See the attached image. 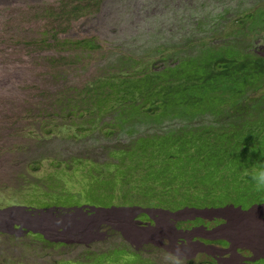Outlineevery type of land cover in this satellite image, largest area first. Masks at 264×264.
Instances as JSON below:
<instances>
[{
  "label": "clouds",
  "instance_id": "obj_1",
  "mask_svg": "<svg viewBox=\"0 0 264 264\" xmlns=\"http://www.w3.org/2000/svg\"><path fill=\"white\" fill-rule=\"evenodd\" d=\"M262 7L260 5L229 22L228 34L224 31L223 35L239 36L242 32L245 35L253 32L259 23H264V12L260 11ZM246 17H249V22L243 20ZM240 24L242 26L238 27ZM204 42L221 46L218 44V35L203 36L198 45H204ZM177 46V43L170 42L163 45L164 48H157L155 52L159 55L158 62L172 58ZM220 46L214 48L208 45L202 54L179 59L177 63H163L161 69H156L155 62L151 59L146 60L162 79L159 85L173 91L186 89L184 92L187 95L191 90H196L202 106L196 112L187 101L186 113H180V110L176 109L175 112L169 111L163 116L139 111L136 119L120 130L126 131L127 127L136 124L165 121L178 122L180 127L162 130L158 134L146 131L144 135L130 128L127 129L126 135L129 139L126 142L116 138L118 134L123 133L117 131V127L115 131L110 128L114 133L111 138L107 137L103 132L106 121L96 126L91 124L88 128L81 125L77 129L72 127L67 130L74 131V138H81L83 133L93 135L99 130L101 136L107 140H103V150H106L109 143L110 149L102 161L74 157L71 161L64 159L58 163L50 162L49 172L44 177L45 192L40 190L43 181L34 182L32 188L26 191L40 198L43 201L42 207L33 209L30 205L27 208L25 203H14L16 206L24 204L22 207L27 210V214L31 211L33 216L29 217V224L32 226L33 220H40L49 223L50 229L58 219L55 214L60 210L61 214H68L63 216L67 217L63 231L58 230L55 237L48 236L51 239L44 234L29 232L40 243L38 250H55L52 256L48 253L43 257L41 253L38 257L40 264H89L91 256L96 259V264H106L109 257L112 258L111 264H144V260L148 261L147 264H156L150 259L143 260L141 254L134 252L126 244L117 243L115 240L111 242L110 237L113 235L110 236L105 227V223L109 224L111 219L116 224H126L130 227L135 222L133 225L136 227L132 230H136L139 240L147 233L152 235L149 240H141L142 242L161 239L168 241V251L170 249L171 252L167 255L166 264H264V214L246 217L253 209H259L261 212L264 206V159H260L261 151L257 140L249 139L253 133H259V130L256 132L257 125L264 121V78H259L256 83L257 78L249 82L235 79L233 76L232 81L226 84L225 90L218 92V87L225 81L220 69L224 61L218 60V53L232 48L238 50L240 55L264 57L243 49L237 41L229 43L228 46ZM133 61L136 68L144 62L137 59ZM183 69H186V75L182 74ZM109 116L113 118L115 111ZM194 120H199L201 124H194ZM137 133L139 135H136ZM188 133L195 135L192 149L176 155L172 162L167 161L164 164L160 152L164 140L175 136L174 148L180 147L183 150L182 142ZM200 133L203 134V139L198 136ZM142 140L148 142V163L152 160L147 171L138 154ZM252 161H256L258 165L252 166ZM41 165L42 163L34 166L33 170L38 171ZM126 169L127 174L123 173ZM151 173L154 175L150 176ZM80 175L87 178H79ZM92 179L104 181L114 198L121 197L123 201L113 199L111 207L116 209L102 205H98L100 209H96L93 204L88 206L87 203H73L77 196L75 184H88ZM26 192L22 191L18 197H23ZM238 196L247 198L243 201L246 205L242 207L245 210L242 214L236 209ZM230 208L236 211L229 213ZM160 212L180 216L186 212L193 213V216L187 215V219L178 220L181 222L201 219L219 220V223L210 231L191 228L190 232H179V229L187 228L186 225L177 227L174 223L176 220L168 223ZM139 215L141 218L136 219ZM156 225L160 226L158 230L153 229ZM178 232L181 234L179 237ZM72 234L73 237L77 234L82 237V245L70 241ZM39 235L42 236L40 240L37 238ZM127 251L135 255L139 263L136 260L127 262L126 256L123 255V252ZM83 256L88 257L80 258Z\"/></svg>",
  "mask_w": 264,
  "mask_h": 264
},
{
  "label": "rangeland",
  "instance_id": "obj_2",
  "mask_svg": "<svg viewBox=\"0 0 264 264\" xmlns=\"http://www.w3.org/2000/svg\"><path fill=\"white\" fill-rule=\"evenodd\" d=\"M263 4L264 0H103L95 11V7L89 8L90 0H0V264H40L38 257L41 253L43 257L55 253L54 249L49 252L46 249L38 250L40 243L29 232L44 234L51 239L48 236L55 237L58 230L63 231L67 221V217L63 216L68 214H61L60 210L55 214L58 219L49 229V223L40 220H33L34 225H30L29 217L33 216L31 211L27 214V210L22 207L24 204L14 205L25 203L27 208L29 205L33 209L42 207L43 201L26 191L36 181H43L40 190L46 189L44 177L49 172L50 162L58 163L64 159L71 161L74 157L102 161L110 149L109 143L103 150V140H107L99 130L93 135L83 133L81 138H74V131H67L72 117H66V114L59 117V113L70 111L73 103L81 101L86 86L96 83L103 75H121V69H125V73H133L135 62L132 60L151 59L156 69H161L163 63H177L179 59L202 54L208 45L214 48L220 46L207 42L198 45L203 36L218 35V44L221 46L237 41L243 49L264 57V23H259L247 35L244 32L239 36L223 35L224 31L227 32L229 22ZM81 9L86 12L77 11ZM55 37L59 41L63 38H95L101 50L89 55L65 49L55 42ZM170 42L178 44L172 58L158 62L159 55L155 50ZM48 116L54 121L45 123L44 119ZM111 119L109 116L103 121L109 122ZM103 121H99L100 124ZM59 123L67 125V128H56ZM81 123L84 128H88L92 122L76 119L74 129ZM193 123L201 124L199 120ZM44 126L55 129L48 138L42 137ZM177 127H180L178 122L165 121L136 124L127 129L137 130L144 135L146 131L158 134L162 130ZM127 129L125 132L117 130L123 133L116 138L126 142L129 139ZM40 163L39 170H33ZM123 173L127 174L128 170ZM79 178L87 177L80 175ZM106 184L100 179H92L88 184L78 182L75 184L77 196L73 203L93 204L96 209H100L98 205L116 209L111 207L113 199L123 200L121 197L114 198ZM22 191L26 194L18 197ZM246 199L245 196L236 198V209L240 214L245 211L242 207L246 205L243 202ZM236 209L230 208L228 212H235ZM262 209V213L259 209H253L246 217L262 215L264 206ZM229 213L226 214L231 215ZM160 214L168 223L176 220L174 223L177 227L186 225L187 228L179 229V232H190L191 228L210 231L219 223V220L201 219L178 221L187 219L189 214L193 216L191 212L182 213V216ZM133 224L135 222L131 227L120 225L112 219L109 224L105 223L107 233L113 235L110 241L128 245L134 252L141 254L143 260L166 264L167 255L171 252L170 249L168 251V241L142 242L149 240L152 235L147 233L139 240L136 230H132L136 227ZM159 227L156 225L153 229L158 230ZM179 232L178 237L181 235ZM76 238L82 239L78 234L69 237L70 241ZM94 251L96 255V247ZM123 255L127 262L136 260L139 263L132 253L127 251ZM111 263L112 258L109 257L106 264ZM147 263L144 260V264Z\"/></svg>",
  "mask_w": 264,
  "mask_h": 264
},
{
  "label": "trees",
  "instance_id": "obj_3",
  "mask_svg": "<svg viewBox=\"0 0 264 264\" xmlns=\"http://www.w3.org/2000/svg\"><path fill=\"white\" fill-rule=\"evenodd\" d=\"M102 1L103 0H90L91 5H89V8L95 7L96 11ZM77 11L86 12L84 9ZM260 11L264 12V4ZM248 18L249 17H246L243 20L246 22L248 21ZM240 26H242V24L238 27ZM231 31L232 29L229 30V33H231ZM226 34H228V32H226ZM54 40L65 49L78 50L80 52H86L89 55L101 50V45L95 38H63L59 41L58 37H55ZM218 55V60L224 61V64L220 69L221 74L225 76V81L218 87V92L225 90L226 84L232 81L233 76L235 79H242L249 82H252L257 78L255 80L256 83L259 78H264V58H254L250 54L240 55L238 50L232 48L226 49L225 52H222L221 50ZM133 68V73H125V69H121V75H109V77L103 75L96 83L89 84L82 91L81 101L79 103H73L70 111L59 113V117L61 118L65 114L66 117H72L70 118L71 123L68 125L69 128L74 127L76 119H80L82 122L87 120L96 126L100 124L99 121L105 120L113 111H115V116L109 121V123H105V130H103L107 137L111 138V135L114 132H112L110 128H113L115 131L116 127L117 129L126 127L136 119V114H138L139 111H142L144 114H158L159 116H163V114H167L169 111L175 112L176 109H179L180 113H186L187 101L188 105H192L193 110L196 112L199 111L202 104L201 101L198 100V91L191 90L190 94L188 92L187 95L184 92L186 89H175L173 91L166 86L159 85L162 79L151 69V63H147V61H144L137 68L134 64ZM182 74H187L186 69L182 70ZM192 113L194 114V111H192ZM60 118L59 120H61ZM52 121L54 120L51 116L44 119L45 123ZM81 125H83V123L78 126ZM56 128L65 130L67 125H60L59 123ZM258 130L259 133L257 132ZM54 132L55 129H47L44 126L42 129V137L48 138ZM256 132V135L253 133L249 139L251 141L257 140L258 147L261 151L260 159H264V121H261L257 125ZM33 135L36 136L34 133ZM198 136L203 139L202 133ZM174 137L175 136H171L165 139L160 147V152L164 158V164L167 161L172 162L178 154L189 152L195 142V135L193 133H188L183 139L182 150L180 147L174 148L176 140ZM147 143V141L142 140L138 148V154H140V159L142 160L146 171L152 162L151 160L148 163ZM251 165L257 166L258 164L256 161H252ZM153 175L154 173L150 174V176Z\"/></svg>",
  "mask_w": 264,
  "mask_h": 264
},
{
  "label": "bare ground",
  "instance_id": "obj_4",
  "mask_svg": "<svg viewBox=\"0 0 264 264\" xmlns=\"http://www.w3.org/2000/svg\"><path fill=\"white\" fill-rule=\"evenodd\" d=\"M71 242L74 243V244H76V245H79V246L82 245V239L81 238H76L75 240H72ZM85 257H88V256H83V257H80V258H85ZM94 260L95 259L91 256V260H90L89 264H94Z\"/></svg>",
  "mask_w": 264,
  "mask_h": 264
}]
</instances>
